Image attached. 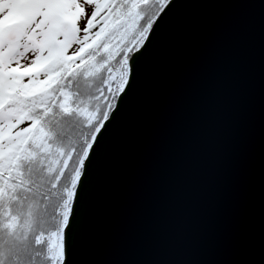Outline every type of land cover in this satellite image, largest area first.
I'll return each instance as SVG.
<instances>
[{
  "label": "water",
  "instance_id": "1",
  "mask_svg": "<svg viewBox=\"0 0 264 264\" xmlns=\"http://www.w3.org/2000/svg\"><path fill=\"white\" fill-rule=\"evenodd\" d=\"M70 264H264V0H174L81 197Z\"/></svg>",
  "mask_w": 264,
  "mask_h": 264
},
{
  "label": "snow or ice",
  "instance_id": "2",
  "mask_svg": "<svg viewBox=\"0 0 264 264\" xmlns=\"http://www.w3.org/2000/svg\"><path fill=\"white\" fill-rule=\"evenodd\" d=\"M173 3L0 0V264H70L100 141Z\"/></svg>",
  "mask_w": 264,
  "mask_h": 264
},
{
  "label": "rangeland",
  "instance_id": "3",
  "mask_svg": "<svg viewBox=\"0 0 264 264\" xmlns=\"http://www.w3.org/2000/svg\"><path fill=\"white\" fill-rule=\"evenodd\" d=\"M90 11V10H89Z\"/></svg>",
  "mask_w": 264,
  "mask_h": 264
}]
</instances>
